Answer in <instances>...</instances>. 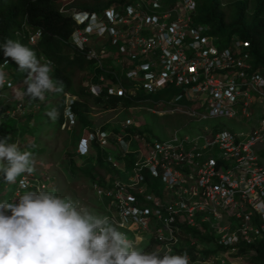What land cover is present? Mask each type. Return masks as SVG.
<instances>
[{
	"label": "clouds",
	"instance_id": "9594fccd",
	"mask_svg": "<svg viewBox=\"0 0 264 264\" xmlns=\"http://www.w3.org/2000/svg\"><path fill=\"white\" fill-rule=\"evenodd\" d=\"M71 1H58L59 13L71 18L74 23L71 36L62 42L72 50L71 57L78 51L92 62L81 73L92 68L93 75L86 84H79L89 94L87 97L81 96L79 89L74 91L73 86L63 96L58 95L65 86L63 81L54 80L52 73L56 64L45 55L40 60L36 55L43 30L32 28L27 18L17 35L28 39L30 48L20 43L19 39L6 38L0 44V56L2 51L4 55L0 60V264H221L215 256L232 247L218 244L208 226L184 228L178 235L180 242L168 245L167 240L159 235L161 232L166 235L165 225L152 214L148 216V227H145L134 221H123L111 213L114 199L107 196V192L117 179L129 182L132 167L140 155V143L136 136L159 138L142 124L128 120L115 129L109 126L97 128L92 122L91 109L87 113L90 123L82 124V133L86 139L84 151L87 150L88 158L92 159L93 170L86 173L94 174L92 190L100 205L94 213L77 207L71 198L61 197L57 183L54 185L55 176L39 167L38 164H44L39 157L47 149L41 142L42 134L37 122L40 107L50 110L44 116L54 113L59 125L58 133L81 124L75 107L77 103L89 106L90 98L96 105L122 108L130 116L136 115V109L139 110L137 114L160 117L179 113L172 111V100L153 99V95L163 90L147 95L139 91L137 97L119 93L120 87L132 86L133 80L128 73L134 67L120 48L113 44L115 33L111 29L117 25L106 17L110 9L124 11L126 0L123 4L110 5L101 11L83 9L76 5L78 0ZM79 34L88 38L83 45L78 44ZM32 37L37 41H33ZM93 52L98 55L97 58L91 56ZM22 84L26 85V92L33 98L32 101L25 99L27 94L20 95ZM111 88L114 93H110ZM47 92L50 93L45 98ZM44 98L47 102L45 106L42 102ZM50 99H62V102H56L50 108ZM98 99L102 102H97ZM12 122H15L14 128ZM242 125L243 130L249 128L247 122ZM175 130L181 132V128ZM170 136L158 140L163 141ZM97 166L103 167L105 173L95 174L94 167ZM145 176L146 181L142 185L147 194L163 197L159 179H153L148 172ZM134 194L140 199L139 209H151L152 202ZM193 229L203 236L211 235L212 243H202L193 234ZM188 239L191 240L192 252L184 245ZM252 247L242 248L240 254L246 257L245 254L250 253V258H254L256 249Z\"/></svg>",
	"mask_w": 264,
	"mask_h": 264
},
{
	"label": "built area",
	"instance_id": "2783aa9c",
	"mask_svg": "<svg viewBox=\"0 0 264 264\" xmlns=\"http://www.w3.org/2000/svg\"><path fill=\"white\" fill-rule=\"evenodd\" d=\"M165 1L126 0L124 11H108L106 19L117 25L113 44L134 67L132 86L119 93L176 89L173 112L213 125L193 135L175 130L163 141L137 135L139 158L129 182L117 179L107 192L114 199L110 211L145 227L152 214L165 225L166 235H159L168 245L180 242L184 228L208 226L218 244L232 247L215 259L238 264L242 248L264 246V71L255 66L249 41L235 38L221 48L208 26L193 24L195 0L163 10ZM87 41L79 34V45ZM223 119L249 128L222 129ZM147 172L159 179L163 197L147 194ZM134 193L152 202L151 209H139Z\"/></svg>",
	"mask_w": 264,
	"mask_h": 264
},
{
	"label": "trees",
	"instance_id": "16d2710c",
	"mask_svg": "<svg viewBox=\"0 0 264 264\" xmlns=\"http://www.w3.org/2000/svg\"><path fill=\"white\" fill-rule=\"evenodd\" d=\"M60 0H0V44L6 38L20 40V43L29 47L28 39L17 35L26 18L28 24L34 29H42L43 36L38 43L37 58L42 55L50 58L56 64L52 73L54 80L64 83V90L58 92L59 96L73 86V78L92 64L85 54L78 51L74 56L65 54L62 40H67L73 32V21L59 13ZM125 0H78L80 8L90 11H101L115 4H123ZM197 9L193 16L195 26H208L211 34L216 36L217 45L221 48L230 46L233 39L238 38L250 42V53L257 68L264 70V0H196ZM0 60L3 51L1 53ZM79 94L87 97L81 86ZM101 103L102 100L98 99ZM114 104V101H111ZM62 108V107H60ZM76 112L79 122L83 125L90 123L87 115L90 108L86 103H77ZM15 122H12L14 128ZM203 243L211 244L212 236H203L200 231L192 230ZM256 249L253 259L264 264V246L252 247ZM206 252L207 254L212 253Z\"/></svg>",
	"mask_w": 264,
	"mask_h": 264
},
{
	"label": "rangeland",
	"instance_id": "374dc122",
	"mask_svg": "<svg viewBox=\"0 0 264 264\" xmlns=\"http://www.w3.org/2000/svg\"><path fill=\"white\" fill-rule=\"evenodd\" d=\"M88 1V0H87ZM180 0H168L163 5V10H166L169 6L179 2ZM71 2H74L73 0ZM86 2V0H84ZM33 38V37H32ZM34 39V38H33ZM97 39V37H96ZM33 41H37L34 39ZM32 41V43H33ZM34 44V43H33ZM65 54L72 55V50L69 47H65ZM91 69H87L85 72L77 73L73 78V90L79 89V84H86L87 80L93 75ZM20 95L27 94L26 85L22 84L20 87ZM50 92L45 94V98ZM179 94L178 90L165 89L162 92L153 95V99H162L165 101L173 100ZM44 98V99H45ZM27 101H32L28 94L25 98ZM51 100V101H50ZM48 107L52 108L56 102H62V99H50ZM41 101V100H40ZM42 100V102H45ZM47 102L44 103V106ZM91 107L92 122L95 127L109 126V128H118L121 124L128 120H133L138 124H142L158 139H165L170 136L175 129L181 128V133H193L195 131L203 130L204 127L213 125L212 123H196L191 121L187 116L176 113L174 115L168 114L163 117L158 115H141L137 114L139 110L136 109V115H127L122 108H108L105 104L96 105L92 101V98L88 101ZM182 106L188 105L186 100L179 102ZM40 107V104H38ZM192 106V104H189ZM50 111L47 107L43 109L40 107V113L38 119V126L42 134L41 142L44 144V155H41L39 159L43 165H39L41 170L49 172L54 175L57 183L58 193L61 197L71 198L77 207L86 209L90 213H94L98 209L97 197L92 190V178L94 174L86 173L87 170L92 169V159L88 158V152L84 151L85 141L84 134L82 133V124L77 123L72 130L58 133L59 125L54 118V113L44 116V113ZM34 117H37L36 115ZM220 128L234 129L235 131L243 130L244 126L237 123L234 120L223 119L220 121ZM246 124V123H245ZM164 137V138H163ZM86 149V148H85ZM81 150L83 154L81 153ZM91 153V149H90ZM92 154V153H91ZM95 168V174L105 173L103 167L97 166ZM7 192V191H6ZM166 192V191H165ZM6 196V195H5ZM146 242L143 245L146 246ZM189 252H192L191 240H185L184 244ZM149 251V249H148ZM246 257L242 261H238V264H259L257 260L250 258V253L245 254ZM193 264V263H189Z\"/></svg>",
	"mask_w": 264,
	"mask_h": 264
}]
</instances>
